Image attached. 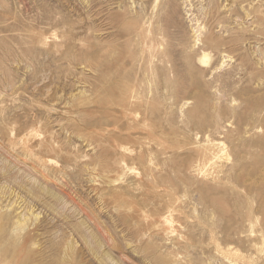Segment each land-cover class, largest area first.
<instances>
[{"label":"rangeland","instance_id":"1","mask_svg":"<svg viewBox=\"0 0 264 264\" xmlns=\"http://www.w3.org/2000/svg\"><path fill=\"white\" fill-rule=\"evenodd\" d=\"M0 219V264H264V0H0Z\"/></svg>","mask_w":264,"mask_h":264},{"label":"bare ground","instance_id":"2","mask_svg":"<svg viewBox=\"0 0 264 264\" xmlns=\"http://www.w3.org/2000/svg\"><path fill=\"white\" fill-rule=\"evenodd\" d=\"M159 30H160V28H156V29H154V28H150L149 29V31H148V34H147V39H149V40H151L152 42L156 39V37L158 36V35H160V32H159ZM202 55V54H201ZM210 58V57H209ZM200 59H202V62L203 63H209L208 62V55H205L204 54V57L202 58H200ZM199 59V60H200ZM211 59V58H210ZM201 61V60H200ZM23 138V137H22ZM26 139V138H25ZM19 142H21V141H19ZM48 161V160H47ZM5 217V216H4ZM5 220V219H4ZM0 221H2V219H0ZM4 222V221H3Z\"/></svg>","mask_w":264,"mask_h":264}]
</instances>
